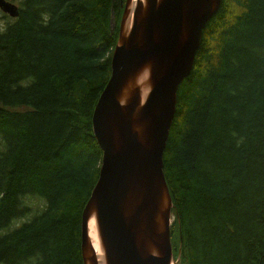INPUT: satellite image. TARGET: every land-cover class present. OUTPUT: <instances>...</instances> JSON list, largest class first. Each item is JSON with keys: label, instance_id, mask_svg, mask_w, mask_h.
<instances>
[{"label": "trees", "instance_id": "trees-1", "mask_svg": "<svg viewBox=\"0 0 264 264\" xmlns=\"http://www.w3.org/2000/svg\"><path fill=\"white\" fill-rule=\"evenodd\" d=\"M7 1L18 16L0 11V264H82L101 161L91 118L125 0ZM163 173L177 264H264V0H222L207 22Z\"/></svg>", "mask_w": 264, "mask_h": 264}, {"label": "water", "instance_id": "water-1", "mask_svg": "<svg viewBox=\"0 0 264 264\" xmlns=\"http://www.w3.org/2000/svg\"><path fill=\"white\" fill-rule=\"evenodd\" d=\"M131 1L125 0L110 77L91 118L101 161L81 213L82 264L179 260L170 242L172 202L163 153L178 86L191 72L202 32L222 0H136L133 8ZM0 11L18 16L7 0H0ZM142 70L147 73L144 100V83L138 80ZM92 218L99 257L89 242Z\"/></svg>", "mask_w": 264, "mask_h": 264}, {"label": "bare ground", "instance_id": "bare-ground-1", "mask_svg": "<svg viewBox=\"0 0 264 264\" xmlns=\"http://www.w3.org/2000/svg\"><path fill=\"white\" fill-rule=\"evenodd\" d=\"M135 4H136V0H132L131 1V7L133 8L135 6ZM129 22H130V20H129ZM129 24H128L127 28H129ZM138 80H140L141 82L144 83V88H143V92H142V99L144 100L147 93H148L146 70L141 71V74L138 77ZM88 236H89V242H90L92 248L94 249L96 256L99 257L100 256V246H99L98 236L96 233L95 223H94L93 218L90 219V221L88 223Z\"/></svg>", "mask_w": 264, "mask_h": 264}, {"label": "rangeland", "instance_id": "rangeland-1", "mask_svg": "<svg viewBox=\"0 0 264 264\" xmlns=\"http://www.w3.org/2000/svg\"><path fill=\"white\" fill-rule=\"evenodd\" d=\"M1 17V16H0ZM3 25V20L0 18V26H2ZM34 204H36L35 202H34ZM172 221H173V219H172V217H171V223H172ZM172 264H175L174 262L172 263ZM176 264H177V261H176Z\"/></svg>", "mask_w": 264, "mask_h": 264}]
</instances>
